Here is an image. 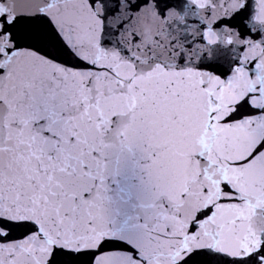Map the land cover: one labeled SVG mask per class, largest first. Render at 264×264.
<instances>
[{
	"label": "snow or ice",
	"instance_id": "snow-or-ice-1",
	"mask_svg": "<svg viewBox=\"0 0 264 264\" xmlns=\"http://www.w3.org/2000/svg\"><path fill=\"white\" fill-rule=\"evenodd\" d=\"M0 264H264V0H0Z\"/></svg>",
	"mask_w": 264,
	"mask_h": 264
}]
</instances>
